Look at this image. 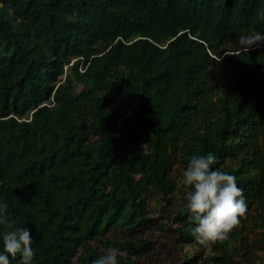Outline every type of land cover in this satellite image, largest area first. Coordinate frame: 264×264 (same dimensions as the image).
<instances>
[{
    "label": "trees",
    "instance_id": "trees-1",
    "mask_svg": "<svg viewBox=\"0 0 264 264\" xmlns=\"http://www.w3.org/2000/svg\"><path fill=\"white\" fill-rule=\"evenodd\" d=\"M257 32L264 0H0V203L32 264H141L153 241L130 237L169 216L154 194L199 248L182 264H264V43L230 44ZM209 152L247 212L200 244L176 172Z\"/></svg>",
    "mask_w": 264,
    "mask_h": 264
},
{
    "label": "clouds",
    "instance_id": "clouds-1",
    "mask_svg": "<svg viewBox=\"0 0 264 264\" xmlns=\"http://www.w3.org/2000/svg\"><path fill=\"white\" fill-rule=\"evenodd\" d=\"M264 43V33L240 36L238 44L243 51ZM216 163L214 154L192 155L183 171V183L191 187L186 194V209L189 221L195 226L190 229L192 236L200 244L224 242L230 233L239 226L241 217L247 212L246 198L238 187L235 176L219 168L212 170ZM8 204L0 203V232L3 251H0V264H11V259L21 257L20 264H32L35 252L32 247L34 237L27 227H17L7 215ZM231 245H229L230 247ZM118 251L109 248L93 264H120Z\"/></svg>",
    "mask_w": 264,
    "mask_h": 264
},
{
    "label": "rangeland",
    "instance_id": "rangeland-1",
    "mask_svg": "<svg viewBox=\"0 0 264 264\" xmlns=\"http://www.w3.org/2000/svg\"><path fill=\"white\" fill-rule=\"evenodd\" d=\"M240 36H236L230 44L239 45L238 39ZM224 70H227L223 66ZM218 78L213 79L217 81ZM130 111H125L123 114H130ZM137 129L140 131V135L143 137L145 135L144 131L137 126ZM179 169V168H178ZM179 171V170H178ZM176 172V180L179 188L183 187L182 181L183 178L179 175V172ZM180 195V192H177V196ZM148 207L150 212L153 214L154 210L161 208V210L169 209L168 217H157L154 221V225L148 226L143 230H140L139 233L132 235L130 238L135 239V237L151 239L153 242L149 248L137 254L138 259L141 264H182L185 257V252L190 255L199 248L196 244L182 243L177 239V232L175 227L177 226L176 222L171 218L173 213L171 208L168 206L167 202L159 195L154 194L148 199ZM164 213V211H162ZM250 227L247 226V228ZM264 229V224L257 227L255 230ZM248 230L243 229V235H246ZM120 232H116V235H119ZM248 238L252 237V232L247 234ZM261 259L264 261V253H261ZM69 264H79V262L72 258Z\"/></svg>",
    "mask_w": 264,
    "mask_h": 264
}]
</instances>
